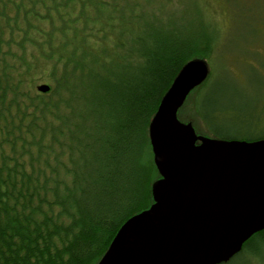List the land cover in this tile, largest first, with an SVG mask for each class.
I'll return each instance as SVG.
<instances>
[{"label": "trees", "instance_id": "trees-1", "mask_svg": "<svg viewBox=\"0 0 264 264\" xmlns=\"http://www.w3.org/2000/svg\"><path fill=\"white\" fill-rule=\"evenodd\" d=\"M188 17L180 0H0V264H98L150 207V121L210 51Z\"/></svg>", "mask_w": 264, "mask_h": 264}, {"label": "water", "instance_id": "water-1", "mask_svg": "<svg viewBox=\"0 0 264 264\" xmlns=\"http://www.w3.org/2000/svg\"><path fill=\"white\" fill-rule=\"evenodd\" d=\"M208 73L188 62L162 97L148 127L160 176L152 204L120 227L98 264H225L264 231V139L206 138L177 118Z\"/></svg>", "mask_w": 264, "mask_h": 264}, {"label": "rangeland", "instance_id": "rangeland-1", "mask_svg": "<svg viewBox=\"0 0 264 264\" xmlns=\"http://www.w3.org/2000/svg\"><path fill=\"white\" fill-rule=\"evenodd\" d=\"M180 2L185 14L192 15L187 20L193 30L202 24L199 16L208 31L210 51L204 59L210 75L204 87L186 99L177 118L193 122L198 136L218 140L264 136V0ZM254 243L255 249L246 244L229 264H264V244L260 239Z\"/></svg>", "mask_w": 264, "mask_h": 264}, {"label": "bare ground", "instance_id": "bare-ground-1", "mask_svg": "<svg viewBox=\"0 0 264 264\" xmlns=\"http://www.w3.org/2000/svg\"><path fill=\"white\" fill-rule=\"evenodd\" d=\"M206 63V62H205ZM208 75H209V73H208ZM227 141H232V140H227ZM259 141V140H258Z\"/></svg>", "mask_w": 264, "mask_h": 264}, {"label": "flooded vegetation", "instance_id": "flooded-vegetation-1", "mask_svg": "<svg viewBox=\"0 0 264 264\" xmlns=\"http://www.w3.org/2000/svg\"><path fill=\"white\" fill-rule=\"evenodd\" d=\"M188 123V122H187Z\"/></svg>", "mask_w": 264, "mask_h": 264}]
</instances>
